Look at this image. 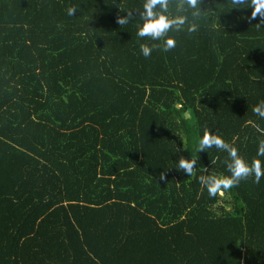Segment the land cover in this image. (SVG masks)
Segmentation results:
<instances>
[{
    "label": "trees",
    "instance_id": "trees-1",
    "mask_svg": "<svg viewBox=\"0 0 264 264\" xmlns=\"http://www.w3.org/2000/svg\"><path fill=\"white\" fill-rule=\"evenodd\" d=\"M143 3L0 0V264H264V177L210 197L229 157L198 151L208 129L264 162V26L202 0L144 57Z\"/></svg>",
    "mask_w": 264,
    "mask_h": 264
},
{
    "label": "clouds",
    "instance_id": "clouds-1",
    "mask_svg": "<svg viewBox=\"0 0 264 264\" xmlns=\"http://www.w3.org/2000/svg\"><path fill=\"white\" fill-rule=\"evenodd\" d=\"M171 2L172 0H144L143 10L139 12L142 24L138 27L137 36L150 38L153 41H163L162 45L141 43L139 47L144 57H149L153 49L160 48L167 52L174 48L176 41L168 35L170 32H180L186 29L188 33H192L198 29V24L195 21L201 18L204 11L201 8L202 0H175L174 11L170 9ZM230 4L231 8L250 6L252 11L248 19L250 21L259 19V22L256 23L257 28L264 26V0H230ZM190 10L193 18L191 22L187 14ZM75 13V8L70 7L68 9L69 15H75ZM134 14L132 10L127 11V15L117 17V23L120 26L128 24ZM253 112L258 117L264 118V100H261L253 108ZM212 147L227 152L229 159L225 163L230 175L212 174L199 177L200 184L207 189L210 197L222 194V192L238 186L242 180H247L250 177H254V182L257 184L264 177V162L254 157L249 163L239 154L236 147L226 142L220 135L206 129L198 143V151ZM257 156L264 157V140L259 142ZM196 164L197 158L187 159L181 156L177 168L183 170L187 176H192ZM160 178L165 180V173L162 172Z\"/></svg>",
    "mask_w": 264,
    "mask_h": 264
},
{
    "label": "water",
    "instance_id": "water-1",
    "mask_svg": "<svg viewBox=\"0 0 264 264\" xmlns=\"http://www.w3.org/2000/svg\"><path fill=\"white\" fill-rule=\"evenodd\" d=\"M176 106H179V105H176ZM185 116L190 117L191 115H190V113L186 112Z\"/></svg>",
    "mask_w": 264,
    "mask_h": 264
}]
</instances>
